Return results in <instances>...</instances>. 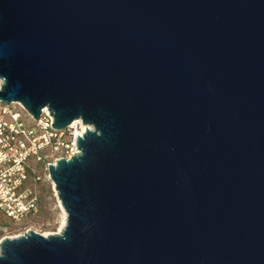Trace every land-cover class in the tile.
Instances as JSON below:
<instances>
[{
    "label": "water",
    "instance_id": "95a60500",
    "mask_svg": "<svg viewBox=\"0 0 264 264\" xmlns=\"http://www.w3.org/2000/svg\"><path fill=\"white\" fill-rule=\"evenodd\" d=\"M0 81L93 128L0 264H264V0H0Z\"/></svg>",
    "mask_w": 264,
    "mask_h": 264
},
{
    "label": "built area",
    "instance_id": "2783aa9c",
    "mask_svg": "<svg viewBox=\"0 0 264 264\" xmlns=\"http://www.w3.org/2000/svg\"><path fill=\"white\" fill-rule=\"evenodd\" d=\"M53 123L47 108L36 120L20 103L0 102V227L19 224L39 213L41 198L35 187L39 169L49 172L56 160L72 158L78 152V135L93 129L81 119L62 130Z\"/></svg>",
    "mask_w": 264,
    "mask_h": 264
},
{
    "label": "rangeland",
    "instance_id": "374dc122",
    "mask_svg": "<svg viewBox=\"0 0 264 264\" xmlns=\"http://www.w3.org/2000/svg\"><path fill=\"white\" fill-rule=\"evenodd\" d=\"M14 106L23 114H26L19 105ZM26 117L28 116L26 115ZM29 121L32 123L31 120ZM39 173L40 180L35 184L41 198L39 213L19 224H11L7 228L0 227V242L7 237L22 236L31 230L48 236L61 233L64 229L63 223L66 221L67 215L58 198L55 185L49 177V172L44 167L39 169Z\"/></svg>",
    "mask_w": 264,
    "mask_h": 264
},
{
    "label": "bare ground",
    "instance_id": "6f19581e",
    "mask_svg": "<svg viewBox=\"0 0 264 264\" xmlns=\"http://www.w3.org/2000/svg\"><path fill=\"white\" fill-rule=\"evenodd\" d=\"M65 222H66V221H64V223H63L64 225H63V226H65Z\"/></svg>",
    "mask_w": 264,
    "mask_h": 264
}]
</instances>
